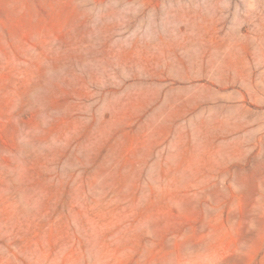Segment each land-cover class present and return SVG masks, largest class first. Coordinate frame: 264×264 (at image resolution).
<instances>
[{"label": "rangeland", "instance_id": "rangeland-1", "mask_svg": "<svg viewBox=\"0 0 264 264\" xmlns=\"http://www.w3.org/2000/svg\"><path fill=\"white\" fill-rule=\"evenodd\" d=\"M0 264H264V0H0Z\"/></svg>", "mask_w": 264, "mask_h": 264}]
</instances>
